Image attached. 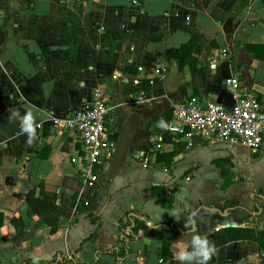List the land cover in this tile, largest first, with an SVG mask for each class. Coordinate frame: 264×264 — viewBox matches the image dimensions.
<instances>
[{
	"label": "crops",
	"instance_id": "0c3cea01",
	"mask_svg": "<svg viewBox=\"0 0 264 264\" xmlns=\"http://www.w3.org/2000/svg\"><path fill=\"white\" fill-rule=\"evenodd\" d=\"M262 16V0H0V264L37 256L55 257L46 264H178L175 242L193 211L200 236L227 225L264 228V135L252 151L163 130L184 98L231 103L224 77L235 75L243 90L264 87V59L245 48L264 44ZM191 33L203 38L194 73L166 55ZM94 87L106 97L115 137L128 114L137 117L117 170L107 176L105 162L93 184L82 186L85 151L72 130L48 117L84 104ZM27 112L35 118L30 145L20 133ZM38 182L56 192L57 207L29 215L25 193ZM126 210L144 213L149 224L125 240L120 259L108 249L119 245ZM48 215L57 217L53 230ZM11 216L22 218L23 229L15 230ZM163 240L172 254L164 261ZM215 248L210 264H264V252L249 251L244 239Z\"/></svg>",
	"mask_w": 264,
	"mask_h": 264
},
{
	"label": "built area",
	"instance_id": "2783aa9c",
	"mask_svg": "<svg viewBox=\"0 0 264 264\" xmlns=\"http://www.w3.org/2000/svg\"><path fill=\"white\" fill-rule=\"evenodd\" d=\"M239 83L235 75L223 78V84L232 91L234 99L231 103L216 99L198 101L193 96L177 102L171 110V117L163 123V130L177 138L189 139L192 134H197L202 138L226 139L252 151L258 150L264 135V105L256 97V89L243 90ZM108 108L106 97L94 87L84 104L65 111L63 116L48 117L53 126L72 130L85 151L87 167L79 172L82 186L92 185L98 168L109 163L112 157L117 137L108 124ZM187 142L190 144L191 141ZM154 146L159 149L162 142L156 140ZM146 158L143 157V162Z\"/></svg>",
	"mask_w": 264,
	"mask_h": 264
},
{
	"label": "trees",
	"instance_id": "16d2710c",
	"mask_svg": "<svg viewBox=\"0 0 264 264\" xmlns=\"http://www.w3.org/2000/svg\"><path fill=\"white\" fill-rule=\"evenodd\" d=\"M264 2V0H262ZM264 24V16L259 19ZM203 38L199 33H191L188 38L181 42L178 46L172 47L166 53V55H172L180 68L183 64H187L191 73L196 71L197 54L201 48ZM264 47V44L255 43H245V48L254 57H262L264 59V54L261 55L254 51V47ZM256 97L258 98V91H255ZM227 183V182H225ZM35 186L29 188L25 193V204L26 211L30 214H46L54 211L57 207L56 203V192L51 190H45L41 182ZM238 205L237 203L232 204V206ZM257 215V214H256ZM258 216V215H257ZM3 213L0 210V224L2 222ZM10 222L14 226L16 231H20L24 227V221L20 216H11ZM45 222L49 226L50 230H53L57 223V217L53 215H48L45 217ZM147 216L137 210H126L118 219V225L123 227V230L118 233L119 245L113 246L108 249V251L113 252L118 258H123L128 252L125 246V240L137 237V231L141 228L147 227L148 225ZM158 225H168L170 229L173 228L168 222H159ZM202 238H207L210 240L215 247L226 243L230 240L244 239L247 241L248 249L254 251L264 252V228H253L249 226H223L201 236ZM168 240H163L160 243L158 249V257L160 260L164 261L171 257V251L168 248ZM74 251L71 252L73 254ZM34 258L38 260V264L53 263L56 261L55 257H45L37 256L24 260V264H34Z\"/></svg>",
	"mask_w": 264,
	"mask_h": 264
},
{
	"label": "clouds",
	"instance_id": "9594fccd",
	"mask_svg": "<svg viewBox=\"0 0 264 264\" xmlns=\"http://www.w3.org/2000/svg\"><path fill=\"white\" fill-rule=\"evenodd\" d=\"M15 117H19L18 112L13 113L10 119ZM34 119L31 112L20 117V133L27 135L26 143L29 145L35 136ZM171 217L180 221V215L175 211ZM197 217V211H193L183 222L184 231L181 233V239L175 242L179 247L174 249V258L178 264H210L216 253L215 245L199 235ZM34 264H38V260L35 258Z\"/></svg>",
	"mask_w": 264,
	"mask_h": 264
},
{
	"label": "water",
	"instance_id": "95a60500",
	"mask_svg": "<svg viewBox=\"0 0 264 264\" xmlns=\"http://www.w3.org/2000/svg\"><path fill=\"white\" fill-rule=\"evenodd\" d=\"M255 88L264 93V87L256 85ZM136 117H137L136 113L131 112L123 120V123L117 135L116 144L112 157L109 161L107 176L113 175V173L117 170V168L120 166L123 160V157L125 155L135 125Z\"/></svg>",
	"mask_w": 264,
	"mask_h": 264
}]
</instances>
